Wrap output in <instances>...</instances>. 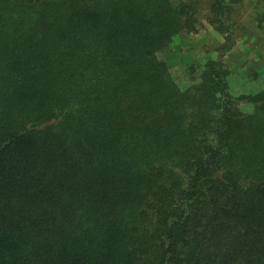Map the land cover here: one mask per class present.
Instances as JSON below:
<instances>
[{
    "label": "trees",
    "instance_id": "trees-1",
    "mask_svg": "<svg viewBox=\"0 0 264 264\" xmlns=\"http://www.w3.org/2000/svg\"><path fill=\"white\" fill-rule=\"evenodd\" d=\"M242 1L0 0V264H264V87L222 58ZM205 25L222 54L176 79Z\"/></svg>",
    "mask_w": 264,
    "mask_h": 264
},
{
    "label": "rangeland",
    "instance_id": "rangeland-1",
    "mask_svg": "<svg viewBox=\"0 0 264 264\" xmlns=\"http://www.w3.org/2000/svg\"><path fill=\"white\" fill-rule=\"evenodd\" d=\"M256 0H243L236 6V41L231 50L224 52L223 60L232 73V84L238 88L244 80L251 78L249 86L264 87V29H258L251 15ZM226 39L223 34L205 25L196 33L177 36L174 40L178 53L171 63L173 76L181 80L185 74L188 53L208 48L210 56L222 54ZM225 46V45H224ZM180 51V52H179ZM258 74V77L254 76ZM245 78V79H244Z\"/></svg>",
    "mask_w": 264,
    "mask_h": 264
}]
</instances>
